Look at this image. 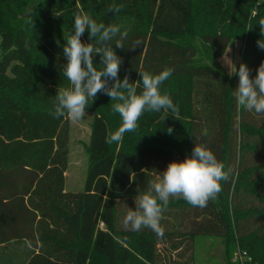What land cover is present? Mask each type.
<instances>
[{
	"label": "trees",
	"instance_id": "1",
	"mask_svg": "<svg viewBox=\"0 0 264 264\" xmlns=\"http://www.w3.org/2000/svg\"><path fill=\"white\" fill-rule=\"evenodd\" d=\"M77 11L127 31L124 49L110 43L123 61L120 79L128 75L137 94L138 72L172 68L161 92L180 111L145 112L136 131L108 144L121 119L116 101L98 93L85 109L93 118L83 191L70 193L68 119L49 112L57 89L69 87L63 47ZM260 19L264 0H0V264H194L201 237L223 238L227 264L236 246L249 264H264V116L237 106L239 77L215 66L240 43V64L255 77L264 62ZM136 39L142 47L129 50ZM81 41L96 42L87 32ZM93 62L102 69L99 55ZM195 143L231 169L217 198L205 208L170 199L162 238L126 230L135 197Z\"/></svg>",
	"mask_w": 264,
	"mask_h": 264
},
{
	"label": "clouds",
	"instance_id": "2",
	"mask_svg": "<svg viewBox=\"0 0 264 264\" xmlns=\"http://www.w3.org/2000/svg\"><path fill=\"white\" fill-rule=\"evenodd\" d=\"M122 5H110L109 12L119 13ZM260 32L264 36V19L259 20ZM122 25L97 23L87 14L77 11L74 14L73 33L69 34L63 47L66 64L62 66L63 76L69 87L57 89L54 109L49 114L54 119L67 118L77 122L86 115L85 109L90 100L98 93L107 95L112 101V112L119 114L121 124L105 138L108 144L120 143L126 132H134L139 127L138 120L145 112H171L179 115V106L171 97L161 92V85L173 74L172 68H165L159 74L146 71L138 72L141 77L142 91L137 94L136 87L128 75L121 80L118 73L123 63L110 43L124 49L127 31H121ZM87 32L93 43H82L81 37ZM143 41L136 39L129 50L142 47ZM27 47V44L25 45ZM257 47L264 50V39L257 41ZM99 55L101 70L94 67V57ZM229 75L239 77V83L233 91L238 107L248 112L264 116V62L256 69L255 77H250V69L241 63L237 71L233 65ZM178 120V119H177ZM172 128L167 132L171 134ZM214 153L203 144L195 143L191 155L182 162H170L162 173L150 182L148 189L139 193L135 199V210L129 208L123 218L126 230L139 231L142 228L152 230L163 237L165 229L161 226V217L170 199H183L193 207L205 208L222 191L220 181H228L231 169L225 171Z\"/></svg>",
	"mask_w": 264,
	"mask_h": 264
},
{
	"label": "rangeland",
	"instance_id": "3",
	"mask_svg": "<svg viewBox=\"0 0 264 264\" xmlns=\"http://www.w3.org/2000/svg\"><path fill=\"white\" fill-rule=\"evenodd\" d=\"M241 51L242 44H230L225 55L216 61V68L227 75H229L230 69L234 71L233 65L238 71L241 61ZM92 118L93 114L86 112V115L80 121L73 122L68 119V168L65 173V192L81 193L83 191L88 166L86 146L89 142ZM193 258L194 264H227L223 238H196L194 240ZM230 263L249 264L251 263V259L236 246Z\"/></svg>",
	"mask_w": 264,
	"mask_h": 264
},
{
	"label": "crops",
	"instance_id": "4",
	"mask_svg": "<svg viewBox=\"0 0 264 264\" xmlns=\"http://www.w3.org/2000/svg\"><path fill=\"white\" fill-rule=\"evenodd\" d=\"M241 62V61H240Z\"/></svg>",
	"mask_w": 264,
	"mask_h": 264
}]
</instances>
